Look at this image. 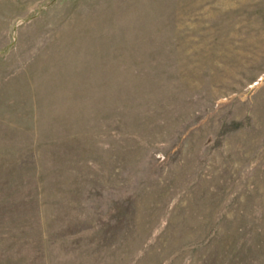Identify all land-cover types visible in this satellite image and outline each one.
Wrapping results in <instances>:
<instances>
[{
  "label": "rangeland",
  "instance_id": "1",
  "mask_svg": "<svg viewBox=\"0 0 264 264\" xmlns=\"http://www.w3.org/2000/svg\"><path fill=\"white\" fill-rule=\"evenodd\" d=\"M0 264H264V0H0Z\"/></svg>",
  "mask_w": 264,
  "mask_h": 264
}]
</instances>
